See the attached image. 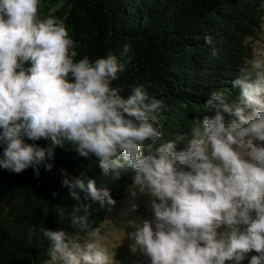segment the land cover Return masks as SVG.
Returning <instances> with one entry per match:
<instances>
[{"label": "clouds", "instance_id": "clouds-1", "mask_svg": "<svg viewBox=\"0 0 264 264\" xmlns=\"http://www.w3.org/2000/svg\"><path fill=\"white\" fill-rule=\"evenodd\" d=\"M38 4L0 0V168L32 167L39 178L40 167L53 169L56 149L71 145L79 156L94 155L112 179L134 170L130 211L147 195L152 216L127 221L135 226L128 236L149 264H264V47L232 80L237 98L211 92L205 104L214 115L195 118L187 147L177 150V141L161 139L163 101L142 83L123 95L113 82L124 65L111 50L77 60L66 27L39 18ZM60 173L77 201L79 189L101 206L116 203L94 179ZM89 215V205L79 204L66 217L81 232L91 229L83 242L78 233L40 229L47 264H115Z\"/></svg>", "mask_w": 264, "mask_h": 264}, {"label": "trees", "instance_id": "trees-1", "mask_svg": "<svg viewBox=\"0 0 264 264\" xmlns=\"http://www.w3.org/2000/svg\"><path fill=\"white\" fill-rule=\"evenodd\" d=\"M37 15L55 17L66 27L76 42L77 60L88 56L94 61L111 50L124 65L114 85L127 96L142 83L150 96L161 99L156 117L161 139L178 144L190 137L195 118L214 115L205 104L211 92L219 91L229 102L237 98L232 80L252 57L264 0H39ZM206 36L213 38L211 45ZM47 142L36 141L41 146ZM60 169L69 178L94 179L116 202L135 175L125 169L112 179L94 155L79 156L71 145L56 149L53 169L40 167L39 178L32 167L19 174L0 168V264H47L44 227L78 233L80 240L89 235L91 229L81 232L66 219L74 206L89 205L91 228L103 221L111 205L85 199L79 189L77 201L61 185Z\"/></svg>", "mask_w": 264, "mask_h": 264}, {"label": "rangeland", "instance_id": "rangeland-1", "mask_svg": "<svg viewBox=\"0 0 264 264\" xmlns=\"http://www.w3.org/2000/svg\"><path fill=\"white\" fill-rule=\"evenodd\" d=\"M251 44L253 52L255 48L264 47V16L260 35L252 40ZM189 138H185L182 142H179L177 144V150L186 148L187 140ZM130 186L126 189L123 198L117 201L114 205H111L107 210L99 228L101 235L103 236V243L106 245L109 253L114 254L113 259L115 264H149V258L140 251L138 246L135 245L134 239L128 236V233L135 230V226L127 223V221H139L144 218H150L152 216L151 210L148 207L150 198L147 195H138L135 202L139 207L135 211H130V205L133 202L129 192ZM126 212L127 215H125ZM89 238L90 236L87 235L81 239V242ZM256 254L258 253L253 250L247 255L250 257L251 255ZM226 264H230V262L226 261ZM243 264H248L247 259Z\"/></svg>", "mask_w": 264, "mask_h": 264}]
</instances>
